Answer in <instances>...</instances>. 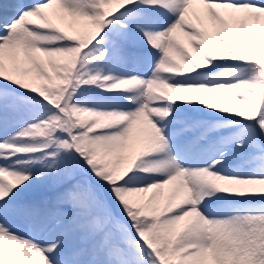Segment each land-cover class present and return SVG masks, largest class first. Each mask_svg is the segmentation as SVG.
Returning <instances> with one entry per match:
<instances>
[{"label":"snow or ice","instance_id":"6c2138e0","mask_svg":"<svg viewBox=\"0 0 264 264\" xmlns=\"http://www.w3.org/2000/svg\"><path fill=\"white\" fill-rule=\"evenodd\" d=\"M0 264H264V0H0Z\"/></svg>","mask_w":264,"mask_h":264}]
</instances>
